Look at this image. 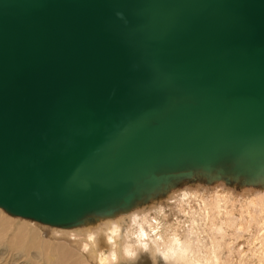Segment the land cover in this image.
<instances>
[{"label": "water", "instance_id": "water-1", "mask_svg": "<svg viewBox=\"0 0 264 264\" xmlns=\"http://www.w3.org/2000/svg\"><path fill=\"white\" fill-rule=\"evenodd\" d=\"M194 169L264 175V0H0V207L68 225Z\"/></svg>", "mask_w": 264, "mask_h": 264}, {"label": "bare ground", "instance_id": "bare-ground-1", "mask_svg": "<svg viewBox=\"0 0 264 264\" xmlns=\"http://www.w3.org/2000/svg\"><path fill=\"white\" fill-rule=\"evenodd\" d=\"M248 182L259 186L257 194L252 196L259 197L250 198L246 204L250 208H258L261 213L264 208V175L246 178L223 174L216 169H194L188 175L168 180L125 207L87 213L68 225L47 223L55 227L51 229L59 233L71 248L64 242H42L38 244L37 252L43 264H129L142 257L149 258L152 264H211L209 258L217 259L219 255L224 228L241 227L237 223L239 217L232 212L235 202H240L241 197L237 196L241 193L235 194L233 186L236 184L240 189H248ZM193 200L196 205H193ZM259 216L256 219H261L264 232V214ZM252 219L255 222L254 216ZM13 223V220L0 215V237L5 238L12 233L11 242L20 244L27 232L23 231L20 236V228L11 229ZM201 225H205L203 229ZM208 227L211 232H207ZM201 232L211 240L208 251L202 252L197 247L202 243ZM215 234L220 235L219 238ZM30 238L28 236L21 245L36 246L34 239ZM262 253L264 255V250Z\"/></svg>", "mask_w": 264, "mask_h": 264}, {"label": "rangeland", "instance_id": "rangeland-1", "mask_svg": "<svg viewBox=\"0 0 264 264\" xmlns=\"http://www.w3.org/2000/svg\"><path fill=\"white\" fill-rule=\"evenodd\" d=\"M222 178L224 179L225 177L222 176ZM246 185L248 189H240V187L237 186L236 184L235 186L237 188L233 186V191H235L234 192L235 194L239 193V191L241 193V196L240 195L237 196V198L241 197L240 198L241 200L240 199L238 200L240 202H235L232 208L233 214L237 218L239 217L237 223L241 224V227L234 228V226H226L224 228L225 231H223V235L222 237H220L221 247L218 250L219 255L217 259H213L212 257L209 258L210 260H212V262L210 261L211 264H264V255L262 253L264 250V244H263L264 242H262L264 241L263 238L264 232L262 230L263 226H261L260 224L261 219L260 220L256 219V218H260L259 215L264 214V208H263V212L260 213L258 208H250L251 206L250 205L248 206V204H246L247 201L250 200V198L254 199L256 197L257 199V197H259V196L252 197L253 195L257 194L259 186H255V183L250 184V182H248ZM193 202H192L193 205L194 204L196 205L194 200ZM244 207L246 209H244ZM248 208L250 213L247 212ZM0 215L1 217H8L9 219L15 222V224L13 223L11 225V229L20 228L19 229L21 230L19 233L20 236L22 235L23 231L27 232V236L22 240V242H25L28 236H31L30 239L31 240L34 239L33 241L36 244V246L30 245L29 247L22 246L21 245L22 242L20 244H13V242H11V239L13 237L12 233H10L5 238L0 237V264H43L41 255L37 252L38 251L37 246L39 243L42 242H53V241L64 242L71 248V246L67 243V241L60 238L61 235L59 233L52 230L55 229V227L53 228V226L47 223H43L31 218L8 214L1 207H0ZM253 216L255 218V222L252 219ZM201 226L203 229V226L205 225H201ZM207 232H211L210 227L207 228ZM228 232L230 233V235ZM202 234L204 238L202 237L201 240L202 243L197 245V247L199 248V250L201 249V251L204 252L210 250L209 248H210L211 240L208 239L207 235H204V232ZM20 236H18V238ZM214 236H217L219 238L220 235L215 234ZM25 245L27 244L25 243ZM125 263L126 262H124V264ZM129 264H152V261L149 258L142 257L137 262L134 263L130 262Z\"/></svg>", "mask_w": 264, "mask_h": 264}]
</instances>
